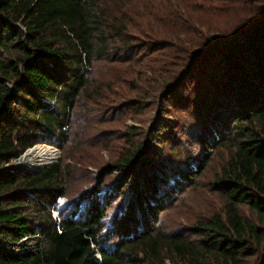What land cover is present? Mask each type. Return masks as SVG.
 <instances>
[{
    "label": "trees",
    "instance_id": "obj_1",
    "mask_svg": "<svg viewBox=\"0 0 264 264\" xmlns=\"http://www.w3.org/2000/svg\"><path fill=\"white\" fill-rule=\"evenodd\" d=\"M146 49L165 50L153 63L168 66L155 67L172 97L200 64L211 78L224 50L239 72L227 80L234 104L205 97L215 112L196 109L190 128L200 155L173 147L165 163L154 158L158 150L138 160V144L117 157L113 171L124 175L115 190L100 182L86 204L55 215L70 165L32 172L12 161L38 143L64 148L76 108L91 112L112 86L94 81L95 63L133 62ZM154 68L141 74L157 76ZM219 148L228 157L211 186L223 196L222 211L190 234L165 227L160 214ZM116 194L125 200L109 219ZM263 246L264 0H0V264H252L253 248Z\"/></svg>",
    "mask_w": 264,
    "mask_h": 264
},
{
    "label": "rangeland",
    "instance_id": "obj_2",
    "mask_svg": "<svg viewBox=\"0 0 264 264\" xmlns=\"http://www.w3.org/2000/svg\"><path fill=\"white\" fill-rule=\"evenodd\" d=\"M215 40L214 37L213 41ZM223 52L224 50H220L221 56L214 60L216 70L211 78H208L206 71L200 72L203 69V65L200 64L199 69L191 73L192 78L185 82L182 94H174L173 97L167 93V87L159 85L161 78L165 77L156 69L161 65L160 61L153 63L154 58L162 59L165 50L151 53L147 49L141 50L133 62L121 64L96 62L92 73L94 81L105 83L103 87L105 89L109 87L106 83L112 84L110 89H106V95L98 98V101H101L98 102L100 105L90 106L91 112L86 111L83 106L76 108L71 136L64 144V148L45 142L36 144L56 150L57 157L51 164L61 161L63 165H70L73 171L67 185V194L58 199V209L54 214H66L75 206L86 204V200L91 197L89 191L100 182L104 189L116 188L117 183L123 180L124 173L113 171L115 161L120 154L138 144L139 146L142 144L137 152L138 160L146 151L150 150L153 155L155 150H158L159 156L154 154L153 157L165 163V158L169 157L167 153L172 151L173 147H179L184 152L187 150L194 156L200 155L201 149L195 143L194 129L190 128L195 124L193 122H197L196 109L201 113L203 111L204 114L215 112L216 105L211 107L209 102L203 103L206 98L208 101L213 98V101L222 103L228 100L233 104L235 100L234 91L230 90V82L227 80L230 72L236 74L239 72L229 67L232 60L225 58ZM161 66L164 70H169L168 66ZM152 68L157 71V76L149 72L146 76L141 74L142 70L148 71ZM217 81L219 84H216ZM198 82L201 84H197ZM211 93L214 94L213 97ZM188 98L190 101H187ZM198 104L201 107H198ZM208 155L211 161L202 176L175 195L174 202L160 214V222L165 227L171 230H187L190 234V228L198 220L222 211L223 196L212 188L211 183L228 157V152L224 148H219L208 152ZM14 163L16 160L12 161L11 165ZM113 199L108 204L109 219L122 209L125 200L124 196L118 194ZM108 201L109 199H103L104 204ZM244 216L251 222L259 224L258 220L245 209ZM251 246L255 247L256 244L253 243ZM253 251L255 255L250 258L251 263L264 264V246L259 250L253 248Z\"/></svg>",
    "mask_w": 264,
    "mask_h": 264
},
{
    "label": "bare ground",
    "instance_id": "obj_3",
    "mask_svg": "<svg viewBox=\"0 0 264 264\" xmlns=\"http://www.w3.org/2000/svg\"><path fill=\"white\" fill-rule=\"evenodd\" d=\"M56 157L57 152L52 147L35 145L25 152L20 162L33 167H41L51 163Z\"/></svg>",
    "mask_w": 264,
    "mask_h": 264
},
{
    "label": "water",
    "instance_id": "obj_4",
    "mask_svg": "<svg viewBox=\"0 0 264 264\" xmlns=\"http://www.w3.org/2000/svg\"><path fill=\"white\" fill-rule=\"evenodd\" d=\"M259 28H254V29H251L249 31H247L246 33L242 34L233 44H237V43H240L242 41H244L245 39H247V37L254 33L256 30H258ZM27 151V150H26ZM25 151V152H26ZM25 152L19 157L16 159V163L12 164L13 167H16L18 169H25V170H29V171H32V172H36V171H40L42 169H44L46 166L50 165V164H47V165H44V166H41V167H33V166H30V165H27V164H24L22 162H20L21 158L24 156Z\"/></svg>",
    "mask_w": 264,
    "mask_h": 264
}]
</instances>
